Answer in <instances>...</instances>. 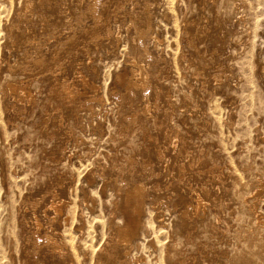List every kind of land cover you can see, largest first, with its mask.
<instances>
[{
    "label": "rangeland",
    "instance_id": "1",
    "mask_svg": "<svg viewBox=\"0 0 264 264\" xmlns=\"http://www.w3.org/2000/svg\"><path fill=\"white\" fill-rule=\"evenodd\" d=\"M96 2L0 0V214L15 229L0 226L2 264H62L52 243L35 251L27 241L35 219L62 254L95 264L114 227L141 216L149 228L129 259L118 248L117 264H264V228L249 212L264 216V0H101L100 20ZM147 16L152 60L133 51ZM135 59L152 74L148 97L128 89ZM9 83L29 97L4 94ZM121 176L147 185L142 215L120 207ZM52 202L63 203L55 220Z\"/></svg>",
    "mask_w": 264,
    "mask_h": 264
},
{
    "label": "bare ground",
    "instance_id": "2",
    "mask_svg": "<svg viewBox=\"0 0 264 264\" xmlns=\"http://www.w3.org/2000/svg\"><path fill=\"white\" fill-rule=\"evenodd\" d=\"M33 1V0H32ZM24 2V1H23ZM102 4H104V3H102ZM31 1H28V2H26L25 3V10L26 11H28L29 9H30V7H31ZM105 5V4H104ZM100 7H101V0H97V2L95 3V10H94V16H95V19H97V20H100L101 19V13H100ZM149 7V6H148ZM16 10V9H15ZM6 13V12H5ZM1 14V13H0ZM31 14V13H30ZM92 15V14H91ZM149 15V14H148ZM9 16V15H8ZM27 18V17H26ZM135 20V19H134ZM150 20H151V18H149V16H147L146 17V19H145V22L142 24V25H140V26H138L137 28H135L136 30H137V37H136V39L134 40L135 42H136V44L135 45H133L134 46V48H133V51H134V55H135V57L136 58H138V59H142L143 57H145L146 59H148V60H152L153 58H152V54L149 52V50L147 49L148 48V46H146L145 47V42H146V39L147 38H149V31H151V28H150ZM0 21H1V19H0ZM98 23V22H97ZM105 23V22H104ZM133 24V23H132ZM153 24V23H152ZM100 25V24H99ZM98 25V26H99ZM103 28V27H102ZM102 28H101V30H102ZM111 28V27H110ZM150 29V30H149ZM135 30V31H136ZM2 31V30H1ZM107 31V30H106ZM111 31V30H110ZM151 33V32H150ZM23 34H25L24 32H23ZM100 34V33H99ZM108 34V33H107ZM26 35V34H25ZM108 35H110V34H108ZM97 36V35H96ZM99 36V35H98ZM1 37V36H0ZM152 37V36H151ZM2 38V37H1ZM52 38V37H51ZM2 39H4V38H2ZM24 39V38H23ZM1 40V39H0ZM157 40V39H156ZM147 42H148V40H147ZM24 43L25 44H29V45H34V43L31 41V38H29L28 36L25 38V41H24ZM27 48V47H26ZM29 48V47H28ZM7 51V50H6ZM34 59V58H33ZM160 59V58H159ZM158 59V60H159ZM44 60V58L43 57H41V58H39L37 61H38V63H40V62H42ZM162 60V59H161ZM160 60V61H161ZM139 61L137 60V59H135L134 61H133V64H134V66L132 67V77L131 78H126V81H127V84H128V89L131 91V92H133L134 90H136V89H140L141 91H142V94L143 95H145V96H147L148 94H149V92H150V89H151V78H152V74L150 73V72H148V71H146V70H144V68L143 67H141L140 65H139V63H138ZM147 62V61H146ZM157 62V61H156ZM3 65V64H2ZM39 65V64H38ZM155 65V64H154ZM6 66H8V68L9 69H12L11 68V66H10V64L9 63H7L6 64ZM1 67V66H0ZM61 67V66H60ZM1 69V68H0ZM23 75V74H22ZM126 77H128V76H126ZM130 77V76H129ZM122 79V78H121ZM123 79H124V77H123ZM64 83V82H63ZM82 83L84 84V85H89L88 83H87V81L85 80V79H82ZM63 86V88L65 89L64 91H66V94L65 95H67V98H70L72 95H73V91H71L69 88H67V87H64V85H62ZM69 87V86H68ZM59 88H60V86H59ZM92 88H95L94 86H92ZM73 89V88H72ZM137 91V90H136ZM152 91V90H151ZM15 92H19V93H21L22 95H24V96H27V97H29L28 95L30 94V91H29V89L26 87V86H24L23 84H21V85H17L16 83H9L7 86H6V89H5V91L3 92L4 94H8V93H10V94H13V93H15ZM117 94H119V93H113V96H115V95H117ZM2 97V96H1ZM4 97H5V95H4ZM54 97H57V96H54ZM148 97V96H147ZM114 98V97H113ZM118 98V97H117ZM144 98V97H143ZM63 100V99H62ZM62 100L60 101V99H59V101L60 102H62ZM65 100V99H64ZM96 100V99H95ZM64 103V102H63ZM94 103V102H93ZM3 104V103H2ZM65 104V103H64ZM156 104V103H155ZM213 104V103H212ZM98 105V104H97ZM211 105V104H210ZM68 106V105H67ZM213 107H214V105H212ZM1 107V106H0ZM148 107H149V104H147V109H148ZM210 108V107H209ZM215 108L217 109V107H216V105H215ZM92 110H94V109H92ZM1 111V110H0ZM4 111V110H3ZM147 111V110H146ZM2 112V111H1ZM91 112H93V111H91ZM101 113V112H100ZM99 113V114H100ZM105 113V112H104ZM213 113V112H212ZM221 113V112H220ZM2 114V113H1ZM214 114H215V112H214ZM138 115V114H137ZM216 115H217V113H216ZM221 115V114H220ZM219 114H218V116H220ZM0 116H3V114L2 115H0ZM131 117V116H130ZM220 118V117H219ZM2 119V118H1ZM157 119V118H156ZM115 120V119H114ZM138 120V119H137ZM154 120V119H153ZM221 120V119H220ZM128 121V120H127ZM136 121V120H135ZM134 120H133V122H135ZM155 121V120H154ZM218 122H219V119L217 120ZM216 122V121H215ZM130 124V123H129ZM128 124V125H129ZM127 126V125H126ZM128 129H130V128H128ZM127 130V129H126ZM238 137H239V135H238ZM236 138H237V136H236ZM229 140H230V138H228ZM232 140H233V138H232ZM220 141V140H219ZM224 143H225V141H223ZM229 142V141H228ZM243 142V141H242ZM241 143V142H240ZM219 144H220V142H219ZM229 144H230V142H229ZM228 144V145H229ZM231 144H233V143H231ZM230 144V145H231ZM229 145V149L232 147V146H230ZM236 145V144H235ZM221 146V145H220ZM224 146V145H223ZM226 147V146H225ZM235 147V146H234ZM238 147V146H237ZM224 148V147H223ZM226 149V148H225ZM229 149H226V150H229ZM226 150H225V152H226ZM234 149H231V152L233 151ZM230 151V150H229ZM224 152V153H225ZM234 152V151H233ZM227 153V152H226ZM221 154H223V152H221ZM159 155V157L161 158L162 157V154H158ZM215 155V154H214ZM219 155H220V153H219ZM231 156H233V155H231ZM234 156H235V153H234ZM228 157V156H227ZM226 158V157H225ZM224 158V159H225ZM233 157H231V159H232ZM223 159V158H222ZM228 159V158H227ZM234 159V158H233ZM229 160V159H228ZM226 161V160H225ZM224 161V162H225ZM230 161V160H229ZM228 161V162H229ZM217 162V161H216ZM224 162H222L223 164H224ZM213 164V163H212ZM256 164V163H255ZM254 164V165H255ZM219 165V164H218ZM230 165H231V163H230ZM237 165V164H236ZM241 166H243V165H241ZM258 166V165H257ZM260 166V165H259ZM145 169L146 170H148V171H151V169H150V165H149V163L147 162V163H145ZM204 169V168H203ZM228 170V169H227ZM234 170V168L232 167V171ZM224 172L226 171V170H223ZM229 171V170H228ZM235 171V170H234ZM240 171V170H239ZM241 172V171H240ZM98 173V172H97ZM102 173V172H101ZM122 173V172H121ZM203 173V172H202ZM235 173H236V171H235ZM243 173V172H242ZM104 174V173H103ZM102 174V178H104L105 177V175H103ZM237 174H238V172H237ZM123 175V174H122ZM196 175V174H195ZM202 175V174H201ZM215 175V174H214ZM246 175V174H245ZM262 175V174H261ZM248 176V175H247ZM252 176H253V174H252ZM259 176V175H258ZM216 177V176H215ZM106 178V177H105ZM121 182H119V188H118V190L116 191V195H117V197L116 198H118V199H120V207L122 206V208L123 209H130V210H133L135 213H136V215H142L143 213H145V209H146V205H147V198H148V196H147V191H148V187H147V185L144 183V182H141V181H139V180H136V179H132L131 181H132V183H126L127 181H126V179H124L122 176H121ZM213 178V177H212ZM244 178V177H243ZM246 178H249V177H246ZM255 178V177H254ZM245 179V178H244ZM251 180V179H250ZM249 181V180H248ZM230 183H231V181H230ZM235 183H236V181H235ZM248 183V182H247ZM222 184V183H221ZM246 184V183H245ZM251 184V183H250ZM107 185H108V183H107V179H105V181H104V184H103V186H102V188L105 190L106 189V187H107ZM202 185V184H201ZM224 185V184H223ZM233 185V184H232ZM238 186H240V185H238ZM250 186V185H249ZM262 186H263V182L262 181H260L259 182V185H258V187L254 190V193H253V195H254V197L257 199V198H259L260 197V195L262 194V191H263V189H262ZM115 187V186H114ZM236 187V186H235ZM246 187V186H245ZM154 188L156 189V188H158V185H155L154 186ZM191 188V187H190ZM247 188H249L248 186H247ZM204 189V188H203ZM113 190V189H112ZM228 191H230L229 189L227 190V192ZM239 191H241V190H239ZM232 192V191H231ZM247 194L249 193L248 191L246 192ZM220 194V193H219ZM228 194V193H227ZM233 194H235L234 192H233ZM243 194V193H242ZM53 195V194H52ZM241 197V196H240ZM251 198V197H250ZM241 199V198H240ZM244 199V198H243ZM197 202H196V204H197V207H196V211L198 212L199 211V209L202 207V205H203V203H204V199L201 197V196H198L197 197V200H196ZM243 201V200H242ZM15 203H16V201H14ZM250 202V201H249ZM79 203V202H78ZM19 204V203H18ZM155 204V203H154ZM10 205H11V208H12V203H10V204H8V203H6V205H5V208H6V211H9V207H10ZM15 204H13V206H14ZM244 205V204H243ZM246 205V204H245ZM249 205V204H248ZM81 206V205H80ZM234 206V205H233ZM237 207L239 206V205H236ZM260 206V205H259ZM192 207L193 206H191V207H189V208H187V210L184 212V215H185V217H188L189 216V211L192 209ZM235 207V206H234ZM247 207V206H246ZM14 208V207H13ZM81 208V207H80ZM209 208V207H208ZM26 209V208H25ZM47 209V208H46ZM78 209H79V206H78ZM81 209H83V208H81ZM211 209V208H210ZM12 210V209H11ZM52 211V213L54 214V220H55V218H57V217H59L60 215H61V213L63 212V203L62 202H58V203H56V202H52V204H51V207H48V210H47V212L45 213L46 215H48V211ZM209 210V209H208ZM227 210V209H226ZM4 211V210H3ZM155 211V210H154ZM212 211V210H211ZM215 211H216V209H215ZM0 212H1V210H0ZM12 212V211H11ZM10 212V213H11ZM249 212H250V217L251 218H253V219H255V221H256V224L258 225V226H263V228H264V216L263 215H261V214H259V212L257 211V209L254 207V206H249ZM4 213V212H3ZM78 213H80V215L81 216H83L85 213L83 212V210H81L80 212H78ZM201 213V212H200ZM214 213V212H213ZM227 213V211L225 212V214ZM238 213H240V212H238ZM202 214V213H201ZM208 214H210V212L208 213ZM212 214V213H211ZM236 214V213H235ZM213 215V214H212ZM151 216V215H150ZM226 216H227V214H226ZM245 216V215H244ZM26 217H27V215H26V211L25 210H23V211H21L20 212V215H19V225L24 229V227H25V224L27 225V220H26ZM142 217V216H141ZM141 217L140 218H137L138 220H130L129 222H127L126 224H123V225H117V226H115L114 227V230H113V233H112V237L109 239V240H107V241H105L104 243H103V245L100 247V249H99V251L97 252V255H96V262H95V264H104V263H102L101 262V259H100V253L101 252H103V250L104 251H106V261H105V263L106 264H117L118 263V261H119V259H118V248L120 247V246H122L123 247V251H124V255H125V257L127 258V259H129L131 256H129L131 253L130 252H128V251H130L131 250V248L133 247V245H134V241L137 239V237L140 235V233L142 232V230H145V229H148L147 228V226L145 225V223H143L142 222V219H141ZM205 217H206V215H205ZM212 217V216H211ZM241 217H243L242 216V212H241ZM247 217H249L248 215H247ZM150 218H152V217H150ZM245 218H246V216H245ZM157 219H159V222H157V223H162V221H161V217H157ZM201 219V218H200ZM199 219V220H200ZM205 219V218H204ZM208 219H209V217H208ZM233 219H234V217H233ZM239 219V218H238ZM11 220L12 219H10V216L9 215H4V214H0V226L2 227H4V229L3 230H5L6 232H10V234H11V236L13 237L15 234H14V227L12 226L11 228H9L10 226H11ZM51 220V219H50ZM192 220V219H191ZM206 220V219H205ZM224 220V219H223ZM228 220V219H227ZM243 220V219H242ZM247 220H249V218L247 219ZM98 221V220H97ZM151 221H152V219H151ZM198 221V220H197ZM231 221H232V219H231ZM235 221V220H234ZM237 221V220H236ZM235 221V222H236ZM254 221V222H255ZM251 222V221H250ZM253 222V221H252ZM253 222V223H254ZM111 223H112V221H111ZM237 224L239 223V222H236ZM241 223H242V221H241ZM244 223V222H243ZM248 223V222H247ZM246 223V224H247ZM252 223V224H253ZM110 224V223H109ZM153 224V223H152ZM197 224V223H196ZM204 224V223H203ZM222 224V223H221ZM52 225H53V223H52ZM51 225V226H52ZM153 225H155V223L153 224ZM184 225V224H183ZM249 225V224H248ZM34 226H35V231H32V232H28L27 233V241H30V242H32L33 243V247H34V250L35 251H37L38 250V248L40 247V248H42L41 247V245L42 244H48V243H52V245L54 246V248L56 249V250H59L58 252H60L61 253V263L62 264H77V259H75V257H74V255H72L70 252H68L67 254H62V252H63V250L62 249H64L63 248V246H65L66 244L63 242V241H57L56 240V236H55V239L54 238H52L51 237V235L49 234V233H42L41 232V224H40V221L38 220V219H35V221H34ZM164 226V225H163ZM220 226H223L224 227V224H222V225H220ZM6 227V228H5ZM18 227V226H17ZM156 227V226H155ZM160 227H161V225H160ZM233 227H236V226H233ZM242 227H244V226H242ZM247 227V226H246ZM19 228V227H18ZM52 228V227H51ZM200 228H201V226H200ZM2 229V228H1ZM0 229V230H1ZM156 229H157V227H156ZM163 229V228H162ZM166 229V228H165ZM247 229V228H246ZM199 230V229H198ZM164 231V230H163ZM220 231V230H219ZM262 231H263V229H262ZM1 232V231H0ZM81 232L82 233H84L83 232V230H81ZM111 232V231H110ZM53 233V232H52ZM158 233H159V231H158ZM233 233V232H232ZM253 233V232H252ZM262 233H264V231L262 232ZM2 234V233H1ZM57 234V233H56ZM164 234V233H163ZM166 234V233H165ZM164 234V235H165ZM225 234V233H224ZM237 234V233H236ZM253 234H255V233H253ZM252 234V235H253ZM62 235V234H61ZM88 235V234H87ZM86 235V236H87ZM161 235H162V232H161ZM206 235H207V233H206ZM85 236V237H86ZM167 236V235H166ZM232 236V235H231ZM230 236V237H231ZM259 236H261V235H259ZM93 237V236H92ZM191 237V236H190ZM196 237V236H195ZM239 237H242V233L241 234H239ZM252 237V236H251ZM262 237V236H261ZM261 237H260V239H261ZM72 238H73V236H72ZM234 238V237H233ZM236 238H237V236H236ZM62 239V238H61ZM64 239V238H63ZM74 240H76V238H73ZM72 239V240H73ZM168 239V238H167ZM207 239V238H206ZM205 239V240H206ZM71 240V239H70ZM73 240V241H74ZM196 240V239H195ZM199 240V239H198ZM66 241V240H65ZM72 241V242H73ZM85 241V240H84ZM200 241V240H199ZM211 241V240H210ZM81 242V241H80ZM245 242V241H244ZM75 243V242H74ZM73 243V244H74ZM195 243V242H194ZM199 243V242H198ZM200 244V243H199ZM241 245H242V242H241ZM87 246V245H86ZM97 246V245H96ZM135 246V245H134ZM194 246V245H193ZM74 247V246H73ZM81 247V246H80ZM91 248L90 249H92V245L90 246ZM165 247V246H164ZM170 247H171V245H170ZM173 247V246H172ZM243 247L246 249V247L244 246V243H243ZM69 248H71V247H69ZM74 249V248H73ZM84 249H86V248H84ZM94 249V248H93ZM133 249V248H132ZM249 248H247V250H248ZM71 251H72V249H70ZM80 251V250H79ZM91 251V250H90ZM162 251H164L163 250V248H162ZM174 251V250H173ZM2 252V251H1ZM1 252H0V254H1ZM76 252V251H75ZM249 252V251H248ZM259 252V251H258ZM36 253V252H35ZM82 253V252H81ZM130 253V254H129ZM163 253V252H162ZM250 253V252H249ZM86 254V253H85ZM245 254V253H244ZM173 255V254H172ZM175 255V254H174ZM246 255H248V253L246 254ZM252 255V254H251ZM1 256V255H0ZM35 256H36V254H35ZM87 256V255H86ZM79 257V256H78ZM81 257V256H80ZM83 257H84V255H83ZM163 257V256H162ZM82 258V257H81ZM140 258V257H139ZM177 258V257H176ZM103 259V258H102ZM164 259V258H163ZM172 259V258H171ZM4 260V259H3ZM90 260V259H89ZM133 260V259H132ZM1 261V260H0ZM43 261H42V259H41V263H42ZM92 262H94L93 260H92ZM122 262V261H121ZM84 263V262H83ZM120 263V262H119ZM261 263H263V262H261ZM1 264H2V261H1ZM10 264V263H9ZM89 264V263H88Z\"/></svg>",
    "mask_w": 264,
    "mask_h": 264
}]
</instances>
